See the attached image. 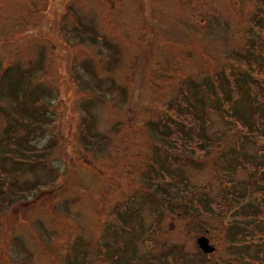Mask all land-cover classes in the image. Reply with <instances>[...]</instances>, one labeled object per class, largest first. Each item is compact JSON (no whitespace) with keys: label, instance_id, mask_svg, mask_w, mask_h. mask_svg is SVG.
<instances>
[{"label":"rangeland","instance_id":"rangeland-1","mask_svg":"<svg viewBox=\"0 0 264 264\" xmlns=\"http://www.w3.org/2000/svg\"><path fill=\"white\" fill-rule=\"evenodd\" d=\"M3 74L0 264H264V0H0Z\"/></svg>","mask_w":264,"mask_h":264},{"label":"trees","instance_id":"trees-1","mask_svg":"<svg viewBox=\"0 0 264 264\" xmlns=\"http://www.w3.org/2000/svg\"><path fill=\"white\" fill-rule=\"evenodd\" d=\"M4 75L5 74H3V76H0V77H4ZM5 77H9V75L8 76L6 75ZM247 83H249V82H247ZM5 84L10 86L9 87V90L13 94L18 95V91L25 93L24 95L20 96V99L18 100L17 104L20 105V107L23 109V111H25V113L28 116H30L31 119H29V118H28V120L25 119V120H27L29 122V124H32V126L34 127V123L35 122H39L40 119L41 120H45V113L46 112H44L41 109L39 111V108L41 106H43V103L45 104L46 100L43 99V98H41V97H39V98H33L34 95L37 93V91H35V90L38 89L39 87H35L33 85L30 87V86H28L27 83H25L23 80H20V79H16V80H13L12 79L9 83L6 82ZM2 93L4 94V91H2ZM0 97H1V95H0ZM249 98L251 100L250 101L251 102L250 105L253 106L252 107V112H253L252 114H254V117L256 118V121L259 122L260 125H261V127L264 129V113H263V111H260V109H261L260 106L258 104H256V102H255L256 101V98H254V97H249ZM257 99H258L257 101H259V104H261V103L264 102V97L259 96V97H257ZM238 100H239V98H237L234 102L231 101L232 104H233V106L236 104V102ZM34 105H35V107H33ZM256 105L258 106V109H257V106ZM0 109H2V107ZM224 114H227V113L224 112ZM239 118H241V117H239ZM260 118H262V119L260 120ZM241 120H242V124H243L244 127H246V128L249 127L248 124L244 121V119L241 118ZM34 130L36 132V130H38V129L37 128H34ZM32 134H33V136L36 135L35 133H32Z\"/></svg>","mask_w":264,"mask_h":264},{"label":"water","instance_id":"water-1","mask_svg":"<svg viewBox=\"0 0 264 264\" xmlns=\"http://www.w3.org/2000/svg\"><path fill=\"white\" fill-rule=\"evenodd\" d=\"M197 243L200 248L206 253H212L215 250V246L210 243V240L205 235L200 236L197 239Z\"/></svg>","mask_w":264,"mask_h":264}]
</instances>
